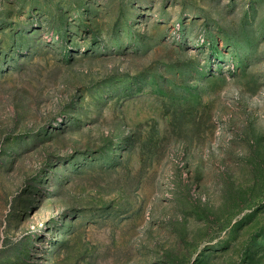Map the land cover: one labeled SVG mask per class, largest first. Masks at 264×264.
<instances>
[{
    "label": "rangeland",
    "instance_id": "rangeland-1",
    "mask_svg": "<svg viewBox=\"0 0 264 264\" xmlns=\"http://www.w3.org/2000/svg\"><path fill=\"white\" fill-rule=\"evenodd\" d=\"M0 264H264V0H0Z\"/></svg>",
    "mask_w": 264,
    "mask_h": 264
}]
</instances>
